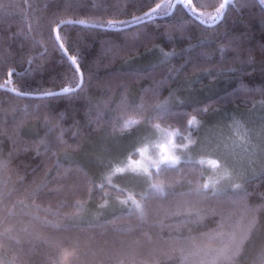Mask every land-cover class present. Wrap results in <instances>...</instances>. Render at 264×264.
<instances>
[{"label": "trees", "instance_id": "1", "mask_svg": "<svg viewBox=\"0 0 264 264\" xmlns=\"http://www.w3.org/2000/svg\"><path fill=\"white\" fill-rule=\"evenodd\" d=\"M169 1L0 0V264H264L252 152L216 191L188 160L108 178L155 125L223 116L222 135H264V4L232 0L207 23ZM124 179L134 204L117 203Z\"/></svg>", "mask_w": 264, "mask_h": 264}, {"label": "rangeland", "instance_id": "2", "mask_svg": "<svg viewBox=\"0 0 264 264\" xmlns=\"http://www.w3.org/2000/svg\"><path fill=\"white\" fill-rule=\"evenodd\" d=\"M172 5L181 0H170ZM169 1V2H170ZM232 0H229V2ZM225 0H223V3ZM183 3L187 5L188 0H183ZM264 4V2H262ZM171 5V6H172ZM188 7V6H187ZM199 19L204 22L212 23L217 21L223 14L217 16V9L212 11H202L195 9L192 5L188 7ZM147 13L149 15L140 16L141 19L151 17L159 14L158 10L154 13L151 10ZM218 116V115H217ZM192 126H190L187 132L181 131L178 127L170 126L167 124L155 125V133H147L140 138V145L134 148V155L132 154L129 159V155L125 157V165L117 166L112 172H108V178L113 181L115 176H129L130 181L135 177H146L150 175L151 168H156V165L162 160L166 154L168 156L175 157L179 161L188 160L200 163L204 167L205 171V183L208 184L212 190H217L213 185L233 183L236 180H240L241 176L245 175L247 170L246 163H249V158L252 161L259 160V168H264V142L261 141L264 135L259 139V144L252 147L244 144L237 134L235 137H231L226 133L224 135L219 131L220 124L223 122V116L215 119H210L208 122L202 121L197 117ZM192 119V118H191ZM196 133L192 132V130ZM261 141V142H260ZM249 147V148H248ZM252 152V155H250ZM233 153V155L231 154ZM131 154V153H130ZM250 155L247 159L246 155ZM129 159V160H128ZM216 162H219L217 164ZM123 164V163H122ZM173 164H160V167L172 166ZM128 166V167H127ZM147 169V171H145ZM241 173V175H239ZM241 178V179H242ZM216 179H219L216 182ZM116 183L122 185L127 194L123 198L118 197V204H134L133 198L129 194L127 186H131V183L124 179ZM114 182V181H113ZM129 184V185H128ZM131 184V185H130ZM212 185V186H211ZM120 199V200H119ZM107 205H109L107 203Z\"/></svg>", "mask_w": 264, "mask_h": 264}, {"label": "snow or ice", "instance_id": "3", "mask_svg": "<svg viewBox=\"0 0 264 264\" xmlns=\"http://www.w3.org/2000/svg\"><path fill=\"white\" fill-rule=\"evenodd\" d=\"M181 2H183V0H181ZM261 2H264V0H261ZM228 3H229V0H225L224 3H221L219 5V8H217V16H219L221 14V10H223ZM191 5H192V0H188V3H187L186 6L191 7ZM160 7H161L160 4H156L155 8L151 9V12L154 13L156 11V9H159ZM149 14L150 13H144L145 16H147ZM139 19H141V17H138V16H134L133 17V20H139ZM68 23H71V21H69ZM80 23H83V21H81ZM110 23L115 24L117 22L113 21V22H110ZM119 23H125V22L124 21H120ZM57 40H59V34H57ZM61 47H62V44H61ZM64 50L67 51V49H64ZM69 59L71 60L72 65L74 66L75 72H77L80 75L81 79H82L83 74H82V72L79 71V67L80 66H79L78 63H76L77 58L75 56H71ZM8 74L12 75L11 72H9ZM69 91H72V90L69 89V88H63V89H61V93L60 94L68 93ZM45 95L53 96V95H57V93L48 92V93H45ZM194 122H195V118L193 117L192 119L187 121V124H188V126H192L194 124ZM179 163H180V161L178 159H176L175 157L168 156V155L165 154L163 156L162 160L156 165V168H157V171H159L160 170V164L178 165ZM216 163L219 164V162H216ZM145 171H147V169ZM154 187H156V186H154ZM202 187H203V189H207L209 187V185L208 184H204ZM235 187L239 188L240 186L236 185ZM136 207L140 208L141 206L139 204H137Z\"/></svg>", "mask_w": 264, "mask_h": 264}]
</instances>
